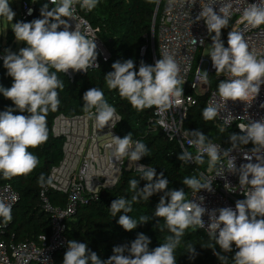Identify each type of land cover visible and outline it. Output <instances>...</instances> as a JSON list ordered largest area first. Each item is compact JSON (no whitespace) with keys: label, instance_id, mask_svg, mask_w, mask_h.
Masks as SVG:
<instances>
[{"label":"clouds","instance_id":"1","mask_svg":"<svg viewBox=\"0 0 264 264\" xmlns=\"http://www.w3.org/2000/svg\"><path fill=\"white\" fill-rule=\"evenodd\" d=\"M183 2L191 6L196 0ZM77 3L90 12L97 7L99 0H49L40 9L42 18L13 24L16 40L27 46L21 48L18 54L7 50V54L3 56V66L13 78V83L10 88L0 85V93L11 100L20 112L26 111L28 115H14L11 108L0 111V174L6 179L28 175L39 164L38 157L29 149L37 148L48 140L47 116L50 111L58 110L60 100L57 89H64V83L57 73L65 74L69 69L87 72L97 60V44L94 39L82 34L78 25L74 31L69 30L68 19H76ZM214 4L216 0H207L206 6L201 7L197 20L203 19L208 33H214L211 35L212 48L209 56L216 73H226L228 76V79L221 80L218 84V94L225 103L231 100L250 104L259 94L261 85H264V57L258 58L256 53L250 51L249 44L239 31H230L228 46H224L221 30L229 25L232 4H221L219 14L214 11ZM15 15L9 0H0V17L12 21ZM240 22L253 28L264 25V0L248 3L243 9ZM61 27L63 30H60ZM193 43H196L194 39ZM111 67L113 71L105 76L107 87L118 90L119 96L127 99L134 109L143 111L155 108L163 113L180 105L179 98L183 95L181 85L185 81L181 78L180 66L172 55L163 54L154 65L142 61L138 71L135 70L132 59L116 61ZM204 78L207 79V72ZM82 99V111L86 113L87 119L95 121L97 129L108 125L115 128L121 120L115 107L105 100L102 90L90 88L84 92ZM202 115L206 121L214 120L219 115V107L210 104L203 109ZM238 128L241 134L230 135L231 148L222 155L220 145L214 144L199 130L191 131L194 138L188 141L200 153L196 162L203 163V154H207L209 172L224 156L228 161L226 169L235 173V158H229V152L250 142L253 144L251 155L246 154L244 158L251 161L255 157L258 162H249L239 168V184L249 185L250 191L245 199L236 201L235 210L223 207L209 212L201 203L187 200L183 189L166 190L169 181L164 174L161 172L157 177L154 167L141 164L137 170L148 183L139 188L138 180L129 181L130 189L135 194L130 200L123 197L113 200L111 213L115 217L122 212L117 223L124 230L132 231L138 224L149 221L148 216H140L137 221L127 215L133 211L132 203L141 198L148 200L153 194L163 192L154 214L165 220V226L172 235L166 237L165 243L150 250L149 237L139 233L130 247L115 246L113 255L103 261L89 250L86 243L70 240L63 264H176L174 252L180 245L185 230L189 227L205 228L202 217L206 212L210 220L207 226L209 236L215 240L220 251H216V247L211 244L208 248L213 249L221 264H227L228 257L222 253H231L233 244L238 249L232 257L234 264H264V156L260 155L264 151V119L240 124ZM109 147L114 148L113 155L118 161L128 157L130 162H137L149 155L147 145L140 140L133 141L132 133L123 138L112 136ZM178 159L188 163L193 160V156L184 149ZM221 169L216 176L223 175L225 167L221 165ZM39 183L51 184L52 178L46 180L41 174ZM182 183L194 193L202 189L212 191V182L203 173L199 177H185ZM225 188L234 191L228 183ZM200 199L203 200V197ZM0 218H3L5 224L12 221V206L2 199ZM125 252L128 254L125 255ZM188 253L194 256L195 248L189 246Z\"/></svg>","mask_w":264,"mask_h":264},{"label":"built area","instance_id":"2","mask_svg":"<svg viewBox=\"0 0 264 264\" xmlns=\"http://www.w3.org/2000/svg\"><path fill=\"white\" fill-rule=\"evenodd\" d=\"M42 1V4L49 3V0H28L21 1L20 21H27L36 13V6ZM207 0H196L194 5L189 6L183 0H165L159 17L156 32L155 53L151 50L152 63L159 60L163 54L172 55L180 66V76L185 81L181 87L183 95L179 98L180 105L159 113L155 108L153 111L155 124L165 136L174 140L179 147L187 149L192 153L193 163L196 157L200 155L197 148L190 146L188 141L193 139L189 131L184 127L188 112L195 106L199 96H205V106L215 104L219 107V115L214 122L222 129L238 128L240 124H247L249 121H259L264 119V85H261L260 92L250 104L242 101H227L226 103L218 94V87L213 88L210 85V76L216 73L210 59H205L200 50L206 43L212 44V39L208 33L206 23L203 19L197 20L202 8L206 6ZM259 0H216L213 5L214 11L219 14L221 4L231 3V19L228 28L223 32L222 41L227 47L228 33L232 30L243 34L246 42L249 44L250 51H253L259 57H264V25L253 28L246 23H241L243 9L248 3H258ZM52 7V5H50ZM202 7V8H201ZM76 19H68L70 29L74 31L76 25L82 34L89 39H94L97 44V60L87 72L99 68L110 59V53L99 37V28L94 27L85 17L86 9H82L80 4L75 5ZM31 10V14H29ZM60 30H63L62 27ZM193 39L196 43H193ZM203 41V43H201ZM21 49V41L17 45L15 36L11 41L0 42V61L7 54V50L18 54ZM145 47L140 49V55L145 53ZM206 62V70L202 72V66ZM98 66V67H97ZM85 71H73L69 69L65 75L73 80L77 74H85ZM205 72L207 79L205 80ZM221 80L228 79L226 73H216ZM118 115V113L116 112ZM119 116V115H118ZM120 121L117 122L116 126ZM52 133L63 139L62 158L50 168L48 178H52V183L42 186L40 198L42 209L49 217V232L39 234L35 239L7 242L4 238L7 224L0 218V264H56V254L67 251L68 241L66 236L67 222L75 215L78 207L86 204L98 197L101 189H110L114 187L123 170H137L131 168L132 165L138 167L140 161L130 162L128 157L122 160H116L114 157V148L109 147L112 143V136H121L117 133L116 127L110 125L103 129L95 127V121L86 118V113L74 116H66L62 113L55 116L52 123ZM220 145L221 155L229 146ZM253 144L242 145L238 149L229 152V158H235L237 171L229 172L227 167V157L222 156L216 167L209 172L207 154L204 169L199 172L212 182V191L200 190L194 193L190 190L187 200L201 203L209 212L223 207H231L235 210L236 201L246 198L250 191L249 185L239 184V168L246 163L258 162L255 157L251 161L246 160V154L251 155ZM264 156V151L260 153ZM221 165L225 167L222 176H216L217 171H221ZM251 178V177H249ZM228 183L234 189L229 191L225 188ZM52 190L65 196L62 205H54L47 196V191ZM203 197V200L200 198ZM18 192L9 182L0 183V199L12 206L14 210L19 201ZM217 216L219 215L217 211ZM205 228L201 230L209 235L207 229L210 223L209 215L206 212L202 217ZM218 235V233H217Z\"/></svg>","mask_w":264,"mask_h":264},{"label":"trees","instance_id":"3","mask_svg":"<svg viewBox=\"0 0 264 264\" xmlns=\"http://www.w3.org/2000/svg\"><path fill=\"white\" fill-rule=\"evenodd\" d=\"M157 1L99 0L95 9L85 13V17L91 25L99 28V37L104 41L110 53V59L93 71L77 74L73 80H70L62 72L57 73L58 78L64 83V89L63 91L57 89L60 100L58 110L56 112L50 111L47 116L48 140L37 148L29 149L38 157V166L28 175L16 176L10 179H6L0 174V183L9 182L20 197L12 211V221L7 223L4 235L7 242L10 240H32L39 234L49 232V217L42 209L40 198L42 186L48 184L41 185L39 177L43 174L47 180L50 168L62 158L63 143L62 138L52 133V123L55 116L60 113L66 116L83 113V94L93 87L103 91L105 100L115 107L120 116L121 120L116 126V131L121 138L132 133L133 141L140 140L147 145L149 155L142 157L139 160L140 164L146 167H154L157 177L162 172L169 181L166 190L183 189L186 193V199L188 198L191 189L182 182L185 177H199V172L204 169L206 158L203 157V163H198L196 160L193 163H184L179 160L178 155L182 152V149L174 140L167 138L161 129L156 126L153 111L150 109L143 111L134 109L127 99H122L119 96L118 90L109 89L105 81V76L113 71L111 66L116 61L124 62L132 59L136 71H138L142 61L151 65L152 54L149 35ZM164 1L161 0L155 18V46L157 26ZM42 6V1H39L35 15L24 22L42 18L40 16ZM227 28L221 30V39ZM211 35H214V33ZM12 38L11 36L8 40L11 41ZM26 46L24 42H21V48ZM142 47L146 48L143 56L140 55ZM50 71H55V69H50ZM209 79L211 87L217 88L220 79L216 76V73L212 74ZM12 83L13 78L7 74L3 61H0V85L10 88ZM205 107V96H199L197 104L190 108L184 123V127L189 131L190 136L192 137L191 131L199 130L212 142H218L223 146L231 145L230 135L232 133L241 134L240 131L235 127L221 131L222 128L214 120L206 121L202 115ZM9 108L13 110L14 115H28L26 111L20 112L11 100L6 99L0 93V111ZM142 176L143 174L138 170H123L114 187L101 189L97 199L80 205L75 215L67 222V241L76 240L86 243L89 250L95 252L102 261L113 255L115 246L128 245L130 247L131 242L137 238L139 233L149 237L151 241L149 244L150 250L165 243L166 237L172 235V233L165 226V220L156 217L154 214L160 197L164 195L163 192L153 194L148 200L141 198L132 203L133 211L127 215L137 221L140 216L149 217L147 223L138 224L132 231L124 230L117 223L119 216L123 214L122 212L115 217L111 213L110 207L113 200L122 197L130 200L131 196L135 194L130 189L129 181L138 180L139 188H143L148 183V181L142 179ZM46 194L54 205H62L65 201L63 194L52 190H48ZM210 244L216 247V251H220L219 246L215 245V240L204 231L189 227L185 230L181 243L174 252L176 264H221L213 249L208 248ZM189 246L195 248L196 254L194 256L188 253ZM232 249L231 253H222L228 257L227 264H234L232 257L238 249L234 244ZM65 252L56 254V264H63ZM127 254L125 252V255Z\"/></svg>","mask_w":264,"mask_h":264},{"label":"rangeland","instance_id":"4","mask_svg":"<svg viewBox=\"0 0 264 264\" xmlns=\"http://www.w3.org/2000/svg\"><path fill=\"white\" fill-rule=\"evenodd\" d=\"M11 9L16 13L14 19L12 21H9L6 17H0V42H5L9 37H14L15 34L12 30L13 24L20 21L21 16V0H9ZM17 45L20 43V41H17ZM212 45L211 43H206L205 47L200 50V54L205 59H210V51H211ZM206 70V62L202 66V72ZM131 168H137L136 165H132Z\"/></svg>","mask_w":264,"mask_h":264},{"label":"water","instance_id":"5","mask_svg":"<svg viewBox=\"0 0 264 264\" xmlns=\"http://www.w3.org/2000/svg\"><path fill=\"white\" fill-rule=\"evenodd\" d=\"M161 0H158L156 3V7H155V11H154V16L152 19V27H151V32L149 35V40H150V44H151V50L155 53V49H154V25H155V18H156V14L159 8Z\"/></svg>","mask_w":264,"mask_h":264}]
</instances>
